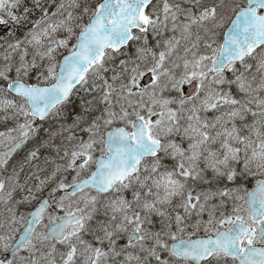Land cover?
<instances>
[{
    "label": "snow or ice",
    "instance_id": "obj_1",
    "mask_svg": "<svg viewBox=\"0 0 264 264\" xmlns=\"http://www.w3.org/2000/svg\"><path fill=\"white\" fill-rule=\"evenodd\" d=\"M0 264H264V0H0Z\"/></svg>",
    "mask_w": 264,
    "mask_h": 264
}]
</instances>
